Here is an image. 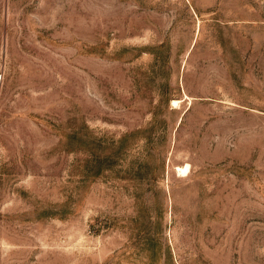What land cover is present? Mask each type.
<instances>
[{
  "label": "rangeland",
  "instance_id": "1",
  "mask_svg": "<svg viewBox=\"0 0 264 264\" xmlns=\"http://www.w3.org/2000/svg\"><path fill=\"white\" fill-rule=\"evenodd\" d=\"M0 264H264V0H0Z\"/></svg>",
  "mask_w": 264,
  "mask_h": 264
},
{
  "label": "bare ground",
  "instance_id": "2",
  "mask_svg": "<svg viewBox=\"0 0 264 264\" xmlns=\"http://www.w3.org/2000/svg\"><path fill=\"white\" fill-rule=\"evenodd\" d=\"M178 169V173H181L182 175H185L188 171V167L187 166H184V167H181V168H177Z\"/></svg>",
  "mask_w": 264,
  "mask_h": 264
}]
</instances>
